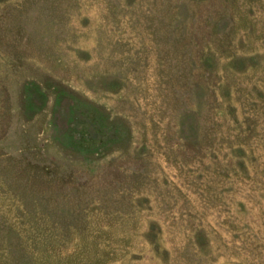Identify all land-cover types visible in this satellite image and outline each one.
I'll return each mask as SVG.
<instances>
[{
    "label": "rangeland",
    "instance_id": "obj_1",
    "mask_svg": "<svg viewBox=\"0 0 264 264\" xmlns=\"http://www.w3.org/2000/svg\"><path fill=\"white\" fill-rule=\"evenodd\" d=\"M0 264H264V0H0Z\"/></svg>",
    "mask_w": 264,
    "mask_h": 264
}]
</instances>
